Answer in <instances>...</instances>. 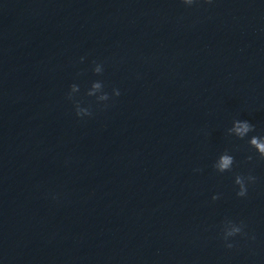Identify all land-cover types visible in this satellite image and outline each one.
Wrapping results in <instances>:
<instances>
[{"label": "water", "instance_id": "95a60500", "mask_svg": "<svg viewBox=\"0 0 264 264\" xmlns=\"http://www.w3.org/2000/svg\"><path fill=\"white\" fill-rule=\"evenodd\" d=\"M0 264H264V0H0Z\"/></svg>", "mask_w": 264, "mask_h": 264}]
</instances>
